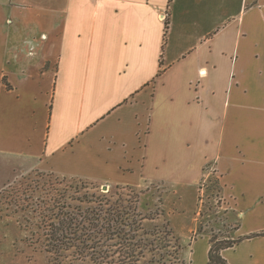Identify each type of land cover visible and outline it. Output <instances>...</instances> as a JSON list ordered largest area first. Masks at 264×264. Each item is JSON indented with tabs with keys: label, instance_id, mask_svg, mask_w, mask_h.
<instances>
[{
	"label": "crops",
	"instance_id": "crops-1",
	"mask_svg": "<svg viewBox=\"0 0 264 264\" xmlns=\"http://www.w3.org/2000/svg\"><path fill=\"white\" fill-rule=\"evenodd\" d=\"M149 158L175 192L212 164L231 237L264 233V0H0V190L33 169L164 185ZM186 246L207 264L208 234ZM222 256L264 264V236Z\"/></svg>",
	"mask_w": 264,
	"mask_h": 264
},
{
	"label": "trees",
	"instance_id": "trees-1",
	"mask_svg": "<svg viewBox=\"0 0 264 264\" xmlns=\"http://www.w3.org/2000/svg\"><path fill=\"white\" fill-rule=\"evenodd\" d=\"M102 187L86 178L37 170L0 190V219L14 220L23 242L45 255L47 264H185L154 187ZM226 227L237 230L229 220ZM259 236L264 233L210 235L207 264H228L222 251Z\"/></svg>",
	"mask_w": 264,
	"mask_h": 264
},
{
	"label": "rangeland",
	"instance_id": "rangeland-1",
	"mask_svg": "<svg viewBox=\"0 0 264 264\" xmlns=\"http://www.w3.org/2000/svg\"><path fill=\"white\" fill-rule=\"evenodd\" d=\"M149 159L147 160V163L149 161L148 168L144 169V175L151 176L153 180L156 179L155 184L164 183V185L149 187H154L153 191L156 196H162L163 204L160 207L165 210L166 217L171 221L183 248L190 243V240L193 241L202 234L216 235L219 238L232 236L233 232L226 227V221L229 220V209H226L224 205L227 200L224 201L221 182H219L220 176L216 174L212 164H208L204 168L203 176L197 186H194L190 191L175 192L169 191L170 184H173V181L169 180L174 176L180 177V170H174L167 165L163 167L162 162L153 163L151 158ZM33 172H35L34 169L29 170L17 176L13 181ZM101 185L107 188L115 187L109 183H101ZM158 223L160 222L158 221ZM192 226H195L196 231H193L192 234L187 233L188 228ZM0 264H47L46 256L29 248L23 242V234L17 228L14 220L6 217L0 219Z\"/></svg>",
	"mask_w": 264,
	"mask_h": 264
},
{
	"label": "water",
	"instance_id": "water-1",
	"mask_svg": "<svg viewBox=\"0 0 264 264\" xmlns=\"http://www.w3.org/2000/svg\"><path fill=\"white\" fill-rule=\"evenodd\" d=\"M102 188H103V190H106V189H107V187H106V186H103Z\"/></svg>",
	"mask_w": 264,
	"mask_h": 264
},
{
	"label": "built area",
	"instance_id": "built-area-1",
	"mask_svg": "<svg viewBox=\"0 0 264 264\" xmlns=\"http://www.w3.org/2000/svg\"><path fill=\"white\" fill-rule=\"evenodd\" d=\"M162 18H165L164 16H162Z\"/></svg>",
	"mask_w": 264,
	"mask_h": 264
}]
</instances>
